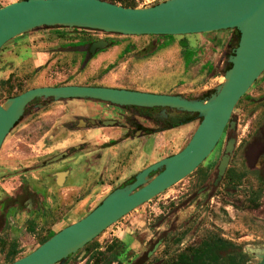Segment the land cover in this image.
Instances as JSON below:
<instances>
[{
    "label": "rangeland",
    "instance_id": "obj_1",
    "mask_svg": "<svg viewBox=\"0 0 264 264\" xmlns=\"http://www.w3.org/2000/svg\"><path fill=\"white\" fill-rule=\"evenodd\" d=\"M17 1L21 0H0V7ZM163 1L136 0V8L151 7ZM234 34L233 30H222L173 36L171 41H167L159 36H122L61 27L39 28L11 40L0 49V78H6L12 72L11 76H17L12 81L17 82L18 90L96 85L204 100L222 82L220 79L227 70L231 55L229 40ZM181 38L188 48L183 53ZM93 40L107 44L86 58V47ZM79 44L84 46L79 48ZM14 51L22 58L31 55L28 64L19 63ZM192 51L195 52V59L187 66L186 60L190 59ZM7 96L0 88L1 105L5 104ZM73 104L91 103L50 99L45 104H38L35 108L38 113L16 121L10 136L0 148V169L4 170L0 178L2 192L15 185L22 166L59 152L52 159L58 162L71 151L72 144L84 140L89 142V146L72 162L61 165V169L68 167L72 170L65 183L55 185L49 179L46 184L49 193L41 206L29 213L22 209L16 210L15 214L12 209L7 212L10 221H4L5 225L0 230V264H7L11 248H16L14 259H19L33 251L48 231L56 233L86 216L132 171L134 173L178 152L187 144L198 125V122L185 125L176 137L174 130H155L151 135L147 131L139 141L117 144L111 149L115 159L111 158L113 162L98 177L99 166L96 171H85L94 163L93 158L98 152L90 149L95 145L103 147L102 143L107 138H118L122 131L105 127L95 131V135L82 131L81 137L65 131L66 121L77 122L73 115L79 112L75 111ZM167 114L185 116L175 111H162L161 117ZM144 124L149 126V122ZM45 131L49 132V140L43 143ZM126 150H129L127 157L124 154ZM220 154L219 145L197 172L119 219L94 238L86 250L82 248L62 264H92L91 256L105 251L106 255L111 252L117 254V262L112 264H170V260L186 248H196L209 237L240 246L249 259L246 264L258 262L257 255L264 252V207L260 209L258 206H262L264 197L257 196L259 202L256 206L249 205L247 200L239 203L236 195H223L219 191L209 201L196 197L197 177L207 166L212 170ZM70 156L73 157L72 154ZM156 241L159 245L148 255ZM112 245L107 251L106 248ZM228 251L224 248L220 254Z\"/></svg>",
    "mask_w": 264,
    "mask_h": 264
},
{
    "label": "water",
    "instance_id": "obj_2",
    "mask_svg": "<svg viewBox=\"0 0 264 264\" xmlns=\"http://www.w3.org/2000/svg\"><path fill=\"white\" fill-rule=\"evenodd\" d=\"M50 27L122 36L172 37L233 29L239 38L228 58L230 68L223 74L224 82L204 100L67 85L33 88L0 105V146L24 107L36 98L89 99L118 107L169 108L197 114L200 119L182 150L144 168L130 184L106 195L86 216L10 264H62L119 219L190 175L217 144L237 101L264 72V0H165L146 8H126L102 0H21L0 7V49L30 31ZM106 44L93 42L89 53L94 54ZM231 149L229 141L226 152ZM227 160V156L221 158L218 177ZM158 245L156 241L148 255ZM257 257L259 261L255 264H264V252Z\"/></svg>",
    "mask_w": 264,
    "mask_h": 264
},
{
    "label": "flooded vegetation",
    "instance_id": "obj_3",
    "mask_svg": "<svg viewBox=\"0 0 264 264\" xmlns=\"http://www.w3.org/2000/svg\"><path fill=\"white\" fill-rule=\"evenodd\" d=\"M233 31L235 32V34L229 40V42L231 43V54L232 50L236 47L239 38V35H237V31ZM159 37L162 38V36ZM95 41L97 40L91 41L86 47V58L91 55H94L89 53V48L91 44ZM77 46L80 48L84 45L79 44ZM192 53L193 56L191 63H193L195 59V52L192 51ZM14 54L16 55V60H18L19 63L26 62V64H28V60L31 59V55L29 58H22L19 57L15 51ZM229 68L230 65L227 64V69ZM12 74L13 73L10 72L8 73L6 78H0V88L3 89L4 93L8 94L6 99L13 98L30 90H18L17 82H13L17 78V76H11ZM84 87L111 88L107 86L96 85H89ZM111 89L127 90L123 88ZM13 90H15V94H12ZM149 94L159 95L160 93ZM48 100H50V98L33 99L24 107L23 112L17 121L19 122L27 116H33L38 113L35 112L36 106L40 103L45 104ZM64 101H83L91 103L86 105L73 104V106L76 107L75 111L79 112V114L73 115V119L77 122L74 123L73 121H66L65 123L67 127H64L65 131L67 130L70 133H75V135L78 134L80 137V132L82 131H89V134L95 135L97 134L95 131L102 130L105 127L116 128L122 131L119 134L118 138H107L102 143L103 147L97 148V146L95 145L93 146V148L90 149V151L95 150L98 152L93 158L94 163L87 166L85 168V171H89L90 169H94L96 171L99 166L100 172H97L98 177L102 175V172H104V169H106L107 165L113 162V159L111 158H114V156L112 154L113 151H111V149H114L117 144L139 141L141 138L144 137L147 131H150L149 135H151L154 133L155 130L158 132L174 130V134L176 137L177 134L182 133L180 129L185 125L189 123L200 122V119L197 118V114H188L181 112L180 110H172L169 108H139L127 106L118 107L104 102L89 99H67ZM162 111H175L177 113H182L185 116L172 117L167 114L165 117H161ZM234 113L235 115L233 118ZM109 122H111V124L106 125V123ZM145 122H149V126L146 127L144 124ZM230 122L233 123L232 127H230ZM81 127H83L84 129H80ZM40 129H42V127H40ZM10 132L11 131H9V133L6 135L2 144L7 139V137L10 136ZM45 132L46 133H43L42 135L43 143L48 142L49 140V132ZM229 141H232V149L230 150V152H226V148ZM219 145L221 146V154L217 160V164L212 170L208 168V166L203 168L204 170L196 179L195 185H198V187L196 188V197L206 198L209 201V199L213 197L214 193L216 191H219V193H222L223 195H236V198H238L239 203H243L245 202V200H247V203L249 205L256 206L259 202V198H257V196L260 195L261 197H264V72L255 81L251 88L237 101L217 144L210 152L208 157L215 152L217 146ZM71 146V151L69 152L67 150L68 153H66L65 157L58 162L48 163L53 159V157L58 156L59 152L58 154L56 153L55 156L46 159L42 158L41 160L26 164L20 168V172L18 173L15 185L11 187L9 191L0 192V223L2 222L0 224V230L3 228V225H5L4 221H10V218L7 219L6 216L7 212L10 209L13 210L14 214L18 209H22L23 211L29 213L33 211V209H37L38 206H41L42 200L46 198L49 193L46 189V184L48 183L49 179L53 180L55 185L59 182H66L67 178L71 175L72 170L68 167L61 169V165L63 166L64 164L72 162V159H75V156L80 154L84 148H87L89 146V142L87 140H84L78 142L77 144H72ZM42 147L45 148L44 145ZM47 153L49 152L47 151ZM42 154L43 157H46L44 156L43 152ZM71 154L73 155V157L70 156ZM124 154L127 157L129 154V150H126ZM106 155H109L110 157H106ZM223 156H227L228 160L222 175L218 177V165ZM208 157L205 158L203 162H205ZM96 160L97 164H95ZM63 161V164H59ZM200 165L192 173L197 172L200 168ZM143 169H138L134 171V173L132 171L131 174L120 184H118L114 189L121 188L125 185L130 184L134 180L135 175ZM0 170L1 178L4 173V170ZM159 172L160 171H157V173ZM152 175L153 174H150V176ZM38 196L40 197V201H38ZM261 204L262 206H258V208L260 209L264 207V198L262 199ZM43 209L44 208H42L41 213H43ZM263 213L264 212H262V214ZM50 232L53 233V235L55 234V232L48 231L43 237H41V239L47 237ZM210 239L215 238L209 237V239L206 240ZM248 260L249 259L247 258V261Z\"/></svg>",
    "mask_w": 264,
    "mask_h": 264
},
{
    "label": "trees",
    "instance_id": "obj_4",
    "mask_svg": "<svg viewBox=\"0 0 264 264\" xmlns=\"http://www.w3.org/2000/svg\"><path fill=\"white\" fill-rule=\"evenodd\" d=\"M106 2H110L113 4L120 5L126 8H136V0H102ZM238 35V32H237ZM162 38L166 39L167 41H171L173 38L172 36H162ZM180 46L182 47V53L188 51L186 41L181 38ZM190 59L186 60L185 65H189L192 60L193 53H190ZM53 233H49L47 237L42 238L40 243H43L48 238H50ZM90 244L88 243L83 247V250H86ZM112 246H108L106 248L107 251H110ZM224 248H228L229 251L221 255L220 253ZM16 248H11V252L8 253V262L7 264L12 263L15 261L14 257L16 256L17 252ZM234 250V251H233ZM105 252H100L95 256H91V260L93 259L92 264H112L113 262H117V254L110 253V255H106ZM109 256V257H108ZM247 256L243 253L242 248L240 246H235L231 242L223 243L221 240L218 239H210L204 240L202 244H200L196 248H186L183 252L178 254L176 257L170 260V264H246Z\"/></svg>",
    "mask_w": 264,
    "mask_h": 264
},
{
    "label": "bare ground",
    "instance_id": "obj_5",
    "mask_svg": "<svg viewBox=\"0 0 264 264\" xmlns=\"http://www.w3.org/2000/svg\"><path fill=\"white\" fill-rule=\"evenodd\" d=\"M220 80H222V82H224V79H223V77H222V79H220ZM222 82H221V83H222Z\"/></svg>",
    "mask_w": 264,
    "mask_h": 264
}]
</instances>
